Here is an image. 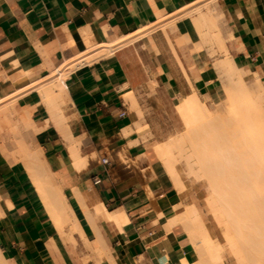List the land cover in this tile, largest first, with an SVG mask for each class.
<instances>
[{
  "label": "crops",
  "instance_id": "0c3cea01",
  "mask_svg": "<svg viewBox=\"0 0 264 264\" xmlns=\"http://www.w3.org/2000/svg\"><path fill=\"white\" fill-rule=\"evenodd\" d=\"M190 1L0 0V94L16 90L8 78L19 69L29 71L30 80L43 79L66 57L82 52L84 34L92 42L127 35ZM216 3L230 30L225 46L234 66L264 76V0ZM152 32L128 40L109 55L73 67L56 81L55 89L65 91L62 113L69 135L78 140V152L87 159L85 166L80 170L68 167L66 142L53 123L32 133V142L42 149L63 185L62 192L84 236L88 241L99 237L113 255L114 264H181V255L194 258L184 227L179 222L165 227L185 206L193 205L198 211L199 189L186 190L183 181L184 189L179 192L155 159L141 161L136 167L118 158L122 151L130 160L146 158L155 144L167 141L158 140V117L175 108L176 116L183 121L178 105L185 95L194 91L198 97L207 89L204 84L198 85L191 72V76L185 74L187 83L199 87L185 92L175 77L166 75L160 63L163 97L155 103L156 109L151 108L153 100L141 96L147 70L134 43ZM126 93L132 94L133 101ZM38 101V91L31 89L19 95L16 105L23 108ZM130 105L142 117L129 110ZM122 110L124 115L119 114ZM45 114L46 109L37 103L32 116L38 126ZM145 125L152 135L149 146L142 138ZM104 156L110 161L106 165L101 163ZM0 210V251L11 262L96 264L95 258L80 261L79 256L90 251L78 233L73 234L72 246L58 236L21 162L10 161L1 151ZM100 264L110 263L104 259Z\"/></svg>",
  "mask_w": 264,
  "mask_h": 264
},
{
  "label": "bare ground",
  "instance_id": "6f19581e",
  "mask_svg": "<svg viewBox=\"0 0 264 264\" xmlns=\"http://www.w3.org/2000/svg\"><path fill=\"white\" fill-rule=\"evenodd\" d=\"M215 2L216 0H191L164 20L158 15L157 22L162 27L175 25L179 31L178 42L184 43L192 52L210 49L208 43L211 39L216 42L218 50L223 54L214 66L216 65L222 80L225 81L224 100L219 101L215 109L211 110L194 91L186 94L187 96L184 93L185 97L178 105V111L188 126L186 134L153 144L150 154L144 159L130 160L123 151L118 153V157L123 163H132L136 167L141 161L157 160L161 169L170 175L179 192L184 189V182L176 163L179 159H184L187 162L186 173L193 174L196 180L206 181L208 184L209 194L205 197L206 202L216 224L223 229L225 245L234 261L237 264H264V90L261 89L263 85L260 88L261 82L256 74L257 77L253 80L247 77L245 79L234 66L222 40L223 36L217 31L218 26L214 28L215 17L211 16V8L209 12V7ZM152 28L148 24L130 34L118 35L113 39H100L97 42H92L93 40L84 34L85 49L82 52L73 57H66L56 69L42 77L43 79L30 80L29 71L19 69L8 78L16 86V90L0 94V151L7 155L10 161L21 162L58 236L64 242L69 241L72 246L75 237L71 231H78L86 246L92 249L99 259V263L106 259L110 264H114L115 259L99 237V240L88 241L84 236L62 192L63 185H60L56 173L50 169L42 149L32 142V133L38 131L41 126L53 123L66 142L68 167L80 170L85 166L87 159L78 152V140L69 135L62 113L65 91L55 89L58 87L56 81L62 80L72 65L77 66L109 55L114 48L145 35ZM234 70L238 72L235 73ZM31 89L38 91L40 99L37 103L46 109L40 126L33 120L30 108L24 107L19 113L14 104L19 95ZM130 94L126 93L125 96L130 97ZM130 99L133 101V97ZM131 103L134 106L135 102ZM192 136L197 137L196 141H191ZM74 190L76 191V187ZM158 213L161 215L160 210ZM176 222L183 223L194 254L193 259L181 255V264H224V245L213 240L208 227L193 205L185 206L175 217L170 218L165 228ZM66 224L69 231L65 229ZM69 252L74 255L71 249ZM162 261H165V256ZM0 264L19 263L11 262L0 251Z\"/></svg>",
  "mask_w": 264,
  "mask_h": 264
},
{
  "label": "rangeland",
  "instance_id": "374dc122",
  "mask_svg": "<svg viewBox=\"0 0 264 264\" xmlns=\"http://www.w3.org/2000/svg\"><path fill=\"white\" fill-rule=\"evenodd\" d=\"M210 8L212 11L210 10ZM210 11L212 13L211 16L213 18L215 17L214 18V21H215L214 28H216L217 26L219 27V28L217 27V29H219L217 31L218 32L220 31L221 35L223 36L222 40L227 45V42L229 38L231 37V35H230V30L228 28L227 22L224 17V14L220 10L216 2L211 4V6L209 7V12ZM213 13H214V16H213ZM169 14H165L164 16L160 18L164 20L165 17L168 18ZM157 20L156 22L149 24L151 28L153 27L151 29V31L153 30L151 35L141 37V39H139L137 42L134 43L138 49V52H140L141 55L144 57L145 66L147 70V80H146V83L142 86L141 96L147 99L153 100L151 108L156 109L155 103L159 102L161 98L163 97V95L160 92L159 77H158L159 70H160L159 64L161 63L164 65L163 68L166 71V75L175 77L176 80L180 83V85H182L185 92H189L191 91V89L197 91V88L199 87L194 82H193L192 87H190L189 84L187 83L185 74H189V76H191V72H192L198 82V85L204 84L207 86V89L204 90L205 93L198 95L199 99L205 102L206 105L211 110H214L217 103L219 101L221 102V100L223 101L226 95L225 81L222 80L221 73H219L218 70L216 69V65L214 66V64H216V62L220 58L223 57L222 52L220 53V50H218L219 48H217L216 46L217 44H215L216 42L214 43V40L211 39L208 43V45H210V49L207 50L206 48H204L203 50L199 52H192L191 50L188 49L187 46L184 45V43L178 42L180 40L179 31L175 27V25L162 27L158 25ZM212 43H214L213 44L214 46L211 45ZM73 67H75V65H72L69 70H71ZM237 67L239 68V72L238 70L237 71L234 70V72L235 73L238 72L239 74L241 72L242 73L241 76H243L245 79L247 77V79L253 80L258 76V79L261 82L260 88L263 85L261 89L264 90V76L261 73L256 72V71H251L246 68L239 67V66ZM195 70L199 74H197ZM203 78L205 79L203 80ZM39 99H40V96H39ZM14 104H15V108L17 109V111L21 113L22 108L16 105V101ZM33 106L34 104L32 106H25L26 108L31 109V115L33 114V110H34ZM129 110H135L136 114L139 117H142V113L138 111L135 107L130 105ZM158 118L159 119L156 121V124L158 126L157 128L159 129V133L161 134V136L158 139L159 141L183 136L186 129L188 128L186 122L184 125L183 121L178 116H176L175 108L173 109V111H169L168 113L166 112L162 113V115L159 116ZM144 129H145L144 136L142 138L145 141V145L147 146L148 144H151L149 142L150 141L149 138L152 135L150 134L149 129L147 128V125H145ZM35 132L36 131H34V133ZM192 138L193 136L191 137V141H196L197 139L196 136H194L193 139ZM32 141H33V135H32ZM176 167L183 181L186 184V190L190 188L199 189L200 199H199L198 211L206 227H208L207 229L210 235L213 237V240L217 243H222L224 245L225 251H224L223 263L224 264H237L234 261V258L229 252L227 246L225 245L223 231H222L223 229L222 227L216 224L214 220L215 219L214 215H212V213L210 212V207L208 206L206 202L205 197L207 196V194H209V187H208L207 182L198 181L195 179L193 174L192 175L187 174L186 173L187 162L184 159H179L176 163ZM181 225L182 227H184L182 222H181ZM65 229L66 231L70 230L68 224L65 225ZM184 230H186L185 227H184ZM71 232L72 234L76 232L80 236L79 232L76 230H72ZM82 240L84 241L83 238ZM86 245L87 244L85 243V246ZM86 247L88 248V251L90 252L89 254L85 253L84 256L83 255L79 256L81 262H85L88 258H92L94 260V258L96 257L95 254H93L92 249H89L88 246ZM97 259L98 258L96 257V260H94L96 261V264L99 263V259L98 260Z\"/></svg>",
  "mask_w": 264,
  "mask_h": 264
},
{
  "label": "built area",
  "instance_id": "2783aa9c",
  "mask_svg": "<svg viewBox=\"0 0 264 264\" xmlns=\"http://www.w3.org/2000/svg\"><path fill=\"white\" fill-rule=\"evenodd\" d=\"M120 115H124L125 114V111L124 110H122L120 113H119ZM110 161H109V158L108 157H106V156H104V157H102L101 158V163L102 164H108Z\"/></svg>",
  "mask_w": 264,
  "mask_h": 264
}]
</instances>
